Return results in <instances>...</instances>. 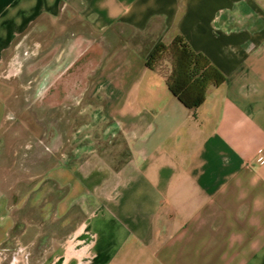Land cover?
<instances>
[{
  "label": "crops",
  "instance_id": "obj_1",
  "mask_svg": "<svg viewBox=\"0 0 264 264\" xmlns=\"http://www.w3.org/2000/svg\"><path fill=\"white\" fill-rule=\"evenodd\" d=\"M69 35L95 42L66 73L86 88L34 182L0 178V264H264V0H0V164L43 134L10 124L5 70ZM177 38L224 78L196 110L145 66Z\"/></svg>",
  "mask_w": 264,
  "mask_h": 264
},
{
  "label": "water",
  "instance_id": "obj_2",
  "mask_svg": "<svg viewBox=\"0 0 264 264\" xmlns=\"http://www.w3.org/2000/svg\"><path fill=\"white\" fill-rule=\"evenodd\" d=\"M94 43L92 39L69 35L54 42L47 51L22 47L15 54L12 62L15 73L26 84L27 109L43 129L31 155L32 161L46 162L59 151L63 142L64 121L56 114L59 110L69 111L77 106L86 88L84 84H70L66 73ZM104 55L105 52L99 56L100 61ZM95 59L98 60L94 55L89 58L87 74H93L94 67L91 65Z\"/></svg>",
  "mask_w": 264,
  "mask_h": 264
},
{
  "label": "trees",
  "instance_id": "obj_3",
  "mask_svg": "<svg viewBox=\"0 0 264 264\" xmlns=\"http://www.w3.org/2000/svg\"><path fill=\"white\" fill-rule=\"evenodd\" d=\"M165 56H169L171 62V72L166 80L168 89L187 109L196 110L203 103L207 89L224 81L204 56L193 52L178 38L169 44L157 45L145 66L154 70Z\"/></svg>",
  "mask_w": 264,
  "mask_h": 264
},
{
  "label": "rangeland",
  "instance_id": "obj_4",
  "mask_svg": "<svg viewBox=\"0 0 264 264\" xmlns=\"http://www.w3.org/2000/svg\"><path fill=\"white\" fill-rule=\"evenodd\" d=\"M28 38L26 39V43L29 44L28 42ZM21 47V43L19 44V49ZM18 50L15 52V54H18ZM170 62V57L169 56H165V58L159 62L158 66H163L166 63ZM5 75H10V77L16 72V68L15 66L9 67L5 70ZM12 79V77H11ZM13 80V79H12ZM26 85L24 87H20L19 85H11L9 86V97L10 99V104L12 109H16V113H14V115L12 114L10 117L13 118L14 120L10 121L11 125H17V124H21V127H23L25 130H28L33 133H37V126L33 121L32 116H28V113H25L23 110H20V97L18 98V95L21 94V92H27V89L25 88ZM19 109V111H18ZM19 112V113H17ZM29 131H27V136H29ZM16 137V134H12L10 135L9 138V142L14 141ZM13 144V142H12ZM16 149H11V150H7L6 154H5V162L4 164H0V178H5L6 180H10L11 182V186L15 185L17 186L19 183H24L26 185H31L34 180H29L31 178V176L29 175H23V173L21 172V168L19 166V164H17L16 162V158L17 156H15L16 154ZM1 161V160H0ZM26 179L27 181L25 182ZM15 188V187H14ZM14 197H13V202L15 204H19L21 202V198H20V192L16 191L14 192ZM1 194V192H0ZM12 216L14 217V219H18L21 215V213L19 214L17 211H15Z\"/></svg>",
  "mask_w": 264,
  "mask_h": 264
},
{
  "label": "flooded vegetation",
  "instance_id": "obj_5",
  "mask_svg": "<svg viewBox=\"0 0 264 264\" xmlns=\"http://www.w3.org/2000/svg\"><path fill=\"white\" fill-rule=\"evenodd\" d=\"M26 95H27V92H24V91L21 92V94H20V99H19L20 110H24V107L27 105V100H26L27 96ZM14 111L16 112V109ZM18 111H19V109H18ZM35 141L36 140H32L29 147L25 148L24 150H22L18 154V156L16 158V162H17V164H19V166H23L25 161H29L31 159V155L35 152V147H36V144L38 142V141L37 142H35ZM34 201H36V198L32 199V202H34Z\"/></svg>",
  "mask_w": 264,
  "mask_h": 264
}]
</instances>
